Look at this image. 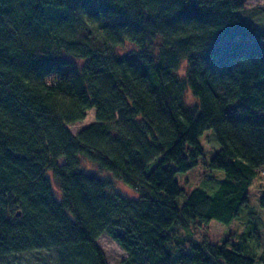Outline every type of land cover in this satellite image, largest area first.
Segmentation results:
<instances>
[{
    "label": "trees",
    "instance_id": "trees-1",
    "mask_svg": "<svg viewBox=\"0 0 264 264\" xmlns=\"http://www.w3.org/2000/svg\"><path fill=\"white\" fill-rule=\"evenodd\" d=\"M242 8L0 0V257L48 249L56 264H108L106 233L126 252L118 264H264L252 218L215 242L191 233L238 217L264 175V31ZM209 129L205 164L223 177L185 192L176 174L204 161Z\"/></svg>",
    "mask_w": 264,
    "mask_h": 264
},
{
    "label": "rangeland",
    "instance_id": "rangeland-1",
    "mask_svg": "<svg viewBox=\"0 0 264 264\" xmlns=\"http://www.w3.org/2000/svg\"><path fill=\"white\" fill-rule=\"evenodd\" d=\"M243 19L249 24L264 31V0H243L242 8ZM186 100L193 102V97L187 92ZM94 120V112L91 109L86 113L85 118L78 123L68 125L73 133L78 132L83 126ZM212 130H206L204 134L199 138L200 143L205 149V159H200L194 167L185 172L176 174V178L180 187L188 192L194 187H200L211 191L216 187L217 182H210L209 178L215 175V172L223 177V173L209 169L207 164L208 159L215 153L213 144L206 143V135ZM63 161L62 158L59 159ZM90 165H88L89 168ZM87 167V166H86ZM261 173V172H260ZM102 174V173H101ZM54 189L56 185L51 172L48 173ZM103 176L111 178L113 188L120 194L126 196H135L136 192L123 183L120 179L114 177L112 174L103 173ZM220 178V179H221ZM261 186H264V175L259 174L248 189V201L246 206L240 211L239 216L233 218L229 223H221L216 220H211L208 225L202 227H192L191 233L196 239H205L210 242L221 240L224 237L235 234L238 235L246 225L247 219L252 218L253 221H257L259 224V230L261 239H264V208L259 205V199L263 192ZM185 198V194H182L176 199L178 205H180ZM178 232L181 229H176ZM96 244L103 252L108 264H118L125 256L126 252L117 244L108 234L103 233L96 239ZM0 264H56V253L53 250L42 249L25 251L16 254H8L0 257Z\"/></svg>",
    "mask_w": 264,
    "mask_h": 264
},
{
    "label": "water",
    "instance_id": "water-1",
    "mask_svg": "<svg viewBox=\"0 0 264 264\" xmlns=\"http://www.w3.org/2000/svg\"><path fill=\"white\" fill-rule=\"evenodd\" d=\"M16 215H19V212H17Z\"/></svg>",
    "mask_w": 264,
    "mask_h": 264
}]
</instances>
